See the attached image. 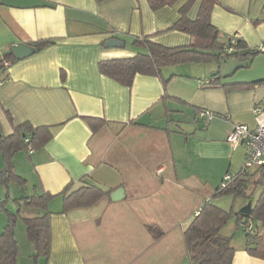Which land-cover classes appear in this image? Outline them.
Wrapping results in <instances>:
<instances>
[{"label": "crops", "instance_id": "crops-1", "mask_svg": "<svg viewBox=\"0 0 264 264\" xmlns=\"http://www.w3.org/2000/svg\"><path fill=\"white\" fill-rule=\"evenodd\" d=\"M187 1L151 10L146 0H0V60L9 46L54 41L0 70V135L23 123L52 131L43 148L12 158L26 188L0 186V201L10 209L19 196L52 195L49 257L36 264H189L184 231L222 177L243 165L244 147L232 148L225 138L233 124L255 126L251 110L264 100V82L239 86L264 79V53L248 65L235 57L230 63L177 64L163 68L162 78L137 74L130 86L98 70L100 61L135 55V37L188 46L189 35L171 29ZM199 5L191 3L189 20ZM263 5L264 0H218L210 22L221 41L235 34L247 47L263 50L264 20L255 22ZM110 38L123 46L105 48ZM215 76L217 85L202 84ZM201 111L213 117L206 121ZM81 116L106 123L93 134ZM83 177L111 193L121 189V198L110 194L62 213L59 193L69 183L79 189ZM37 212L20 208L23 217ZM148 227L161 235L154 239ZM15 240L16 264H34L21 218ZM232 264L264 260L238 246Z\"/></svg>", "mask_w": 264, "mask_h": 264}, {"label": "trees", "instance_id": "trees-1", "mask_svg": "<svg viewBox=\"0 0 264 264\" xmlns=\"http://www.w3.org/2000/svg\"><path fill=\"white\" fill-rule=\"evenodd\" d=\"M101 2L104 0H95ZM151 10H157L164 6H172L178 0H146ZM196 0H188L179 9V18L171 29L184 32L189 35L188 46L167 47L151 40L152 36L135 37L132 45L137 52L132 57L114 58L103 60L98 63L99 72L116 81L120 85L130 86L135 75L161 77V71L165 67L183 63H206L220 62L228 57H235L244 61L247 65L254 56L263 52L258 47L249 48L243 40L232 36L220 40L219 31L210 22L212 8L218 0H197L200 2L197 16L194 20L187 18V10L191 3ZM264 20V5L262 16L255 22ZM51 39L39 40L29 44L36 51L42 50L53 44ZM232 51L227 52V48ZM16 61L11 46L8 52L0 60V70L5 68L3 63ZM218 75V74H216ZM63 77V75H62ZM165 81V79H162ZM209 85H217L219 78L212 77ZM264 79L257 80L251 84H242L246 87L253 84H261ZM233 84L231 86H235ZM89 126L91 132H97L106 122L100 118L81 116ZM52 138L51 127H34L29 123H23L12 127L10 134L0 135V155L4 166L0 168V186L8 187L15 183L21 190L25 189L27 182L14 170L12 158L19 151H27L29 148L38 150L43 148ZM242 167V166H241ZM239 168L230 179L214 189L212 198L217 199L224 196L232 198H246L251 202V210L248 215L223 210L212 201H205L190 225L183 233V239L187 250L189 264H232L234 247L231 244V236L221 233L222 227L229 218L235 219L237 228H240L245 236V252L253 257L264 260V164L242 169ZM225 174V175H226ZM83 177L79 189L73 190L71 183L66 185L59 193L63 199L62 213L75 208H84L96 203L104 196H109L111 190H104L97 184L85 182ZM258 191L253 202V196ZM52 195L42 192L28 196H19L12 199L16 205L14 213L5 207V200L0 201V209L5 214V223L0 233V264H16L18 256V244L15 240V227L17 220L22 219L28 241L33 245L31 258L36 264L38 259L47 260L50 252V212L47 208ZM32 208L37 214L32 217H23L20 208ZM251 224V229L245 225ZM151 236L157 239L161 232L154 227H148Z\"/></svg>", "mask_w": 264, "mask_h": 264}, {"label": "built area", "instance_id": "built-area-1", "mask_svg": "<svg viewBox=\"0 0 264 264\" xmlns=\"http://www.w3.org/2000/svg\"><path fill=\"white\" fill-rule=\"evenodd\" d=\"M237 35H232L231 41H234ZM232 51V47L227 48V52ZM9 61H5L3 66L7 68ZM1 83V82H0ZM209 80L202 82L203 85L209 84ZM252 115L255 122L254 128L250 129L246 124H233L228 131L225 141L230 147L243 146L245 149V159L242 169L257 167L264 164V100L254 103L252 107ZM201 117L209 121L213 114L209 111H201ZM33 149L29 148L28 153H32ZM230 179V175L223 177V183ZM246 229H251V224L245 225Z\"/></svg>", "mask_w": 264, "mask_h": 264}, {"label": "rangeland", "instance_id": "rangeland-1", "mask_svg": "<svg viewBox=\"0 0 264 264\" xmlns=\"http://www.w3.org/2000/svg\"><path fill=\"white\" fill-rule=\"evenodd\" d=\"M228 57L227 59L229 60ZM231 60L227 61V63H230ZM224 62H222L223 64ZM224 65V64H223ZM241 163H237L236 165L233 166V168H236L235 170H231V173L234 174L239 170ZM213 194V193H212ZM212 194L210 195V201L214 202L217 206L221 207L223 210H233L234 212L239 211L241 208H243L247 203L246 198H232V196H224V197H219L217 199L212 198ZM258 194V191L255 193L253 196V202L256 199ZM6 206V205H5ZM9 210H15L16 206L13 207V209H10L9 207H6ZM3 212V211H2ZM4 213V212H3ZM1 214L2 217L5 219L4 214ZM1 217V216H0ZM235 219L234 218H229L227 223L222 227L221 233L226 235V236H231V244L233 247H238V246H244L245 245V236L243 231L240 228H237L235 224Z\"/></svg>", "mask_w": 264, "mask_h": 264}, {"label": "water", "instance_id": "water-1", "mask_svg": "<svg viewBox=\"0 0 264 264\" xmlns=\"http://www.w3.org/2000/svg\"><path fill=\"white\" fill-rule=\"evenodd\" d=\"M123 46V42L119 41L115 38H110L105 41L104 47L105 48H112V47H120ZM264 50V46L262 47ZM35 51V49L29 45H12L11 46V52L13 53L14 57L16 59H21L23 57H26L30 54H32ZM121 189L115 190L113 193H111V198L113 200L121 198ZM251 210V203L248 201V203L239 210L240 213H243L245 215H248Z\"/></svg>", "mask_w": 264, "mask_h": 264}]
</instances>
